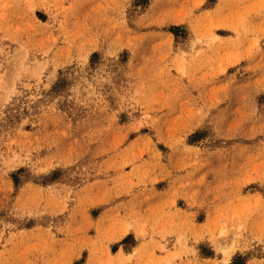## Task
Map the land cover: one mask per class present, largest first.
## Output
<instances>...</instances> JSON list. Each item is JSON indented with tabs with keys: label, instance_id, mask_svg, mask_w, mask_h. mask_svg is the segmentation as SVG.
Masks as SVG:
<instances>
[{
	"label": "rangeland",
	"instance_id": "374dc122",
	"mask_svg": "<svg viewBox=\"0 0 264 264\" xmlns=\"http://www.w3.org/2000/svg\"><path fill=\"white\" fill-rule=\"evenodd\" d=\"M0 264H264V0H0Z\"/></svg>",
	"mask_w": 264,
	"mask_h": 264
},
{
	"label": "bare ground",
	"instance_id": "6f19581e",
	"mask_svg": "<svg viewBox=\"0 0 264 264\" xmlns=\"http://www.w3.org/2000/svg\"><path fill=\"white\" fill-rule=\"evenodd\" d=\"M225 250H226V248H225ZM229 254V253H228ZM227 257H228V255H227ZM226 260V259H225Z\"/></svg>",
	"mask_w": 264,
	"mask_h": 264
}]
</instances>
